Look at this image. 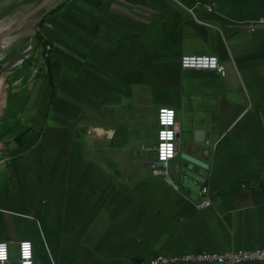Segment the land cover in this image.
Returning <instances> with one entry per match:
<instances>
[{
  "label": "crops",
  "instance_id": "crops-1",
  "mask_svg": "<svg viewBox=\"0 0 264 264\" xmlns=\"http://www.w3.org/2000/svg\"><path fill=\"white\" fill-rule=\"evenodd\" d=\"M16 2L0 0V22ZM262 16L264 0H59L0 47L9 264L23 241L37 264L264 248V26L249 30ZM24 38L33 51L12 67ZM192 55L216 56L225 76L181 69ZM164 108L177 134L168 181L153 167ZM186 155L208 165L194 186ZM204 186L211 205L198 209Z\"/></svg>",
  "mask_w": 264,
  "mask_h": 264
},
{
  "label": "built area",
  "instance_id": "built-area-1",
  "mask_svg": "<svg viewBox=\"0 0 264 264\" xmlns=\"http://www.w3.org/2000/svg\"><path fill=\"white\" fill-rule=\"evenodd\" d=\"M189 12L191 13L192 9ZM258 25L264 26V16L258 18L256 22L251 24L249 30L253 32ZM50 50L51 46L47 45L45 47V57L48 56ZM32 51L33 44H28L22 51L21 57L15 60L11 66H22L25 60L30 57ZM4 57L0 60H3ZM179 65L183 70H209L215 71L221 76H225L226 74L225 66L219 62L216 56H183L180 58ZM157 126V146L153 167L160 170L161 175L168 181L167 170L169 162L174 158L177 151L175 110L168 108L160 109L157 114ZM208 192L209 190L206 186L201 189L200 194L202 195V199L196 206L198 209L208 208L211 205ZM9 261L8 244L0 243V264H9ZM249 262H264V248H252L239 251L230 250L223 253L197 252L175 256L158 255L151 259L149 264H243ZM19 264H37L34 260L32 244L29 241L19 243Z\"/></svg>",
  "mask_w": 264,
  "mask_h": 264
},
{
  "label": "water",
  "instance_id": "water-1",
  "mask_svg": "<svg viewBox=\"0 0 264 264\" xmlns=\"http://www.w3.org/2000/svg\"><path fill=\"white\" fill-rule=\"evenodd\" d=\"M58 1L59 0H41L36 5H33L28 8L24 12L22 18H20L19 21L14 24V26L6 34H0V40L4 39L8 33L10 34L16 31L18 27L26 23L30 22L33 24V26H36L41 20L42 16L47 13L52 7H54V5H56ZM39 14L40 17L37 16ZM184 160L186 162H189L191 166L189 165L188 171H184L180 174L183 182L190 186L197 185L199 183V177L205 175L204 171L208 169V165L188 155L184 156ZM185 189L186 187L183 186L181 188V191H185ZM189 192L190 190H187V193Z\"/></svg>",
  "mask_w": 264,
  "mask_h": 264
},
{
  "label": "bare ground",
  "instance_id": "bare-ground-1",
  "mask_svg": "<svg viewBox=\"0 0 264 264\" xmlns=\"http://www.w3.org/2000/svg\"><path fill=\"white\" fill-rule=\"evenodd\" d=\"M28 7V6H27ZM27 7L25 5L18 7L17 9L10 12L5 18L0 22V34H6L13 26L16 24L20 18L24 15V12L27 10ZM32 25L30 24H24L18 29L12 33H8L4 39L0 40V47L3 49H8L13 45V43L16 42V38H20L18 36H22V33L28 32V34L31 32ZM3 44V45H2ZM11 76V75H10Z\"/></svg>",
  "mask_w": 264,
  "mask_h": 264
},
{
  "label": "rangeland",
  "instance_id": "rangeland-1",
  "mask_svg": "<svg viewBox=\"0 0 264 264\" xmlns=\"http://www.w3.org/2000/svg\"><path fill=\"white\" fill-rule=\"evenodd\" d=\"M33 1H36V0H17V2L10 8L9 12L12 11L13 9L23 5V4H29V3H32ZM8 13V12H7ZM6 13V14H7ZM34 37V36H33ZM25 39V38H24ZM23 41H21V44H19L17 47L19 49V51H22V49L26 46H28V39H25ZM27 42V44H26ZM7 51L3 52L2 55L0 57H2L4 55V53H6Z\"/></svg>",
  "mask_w": 264,
  "mask_h": 264
},
{
  "label": "trees",
  "instance_id": "trees-1",
  "mask_svg": "<svg viewBox=\"0 0 264 264\" xmlns=\"http://www.w3.org/2000/svg\"><path fill=\"white\" fill-rule=\"evenodd\" d=\"M46 46H44V49H45Z\"/></svg>",
  "mask_w": 264,
  "mask_h": 264
}]
</instances>
